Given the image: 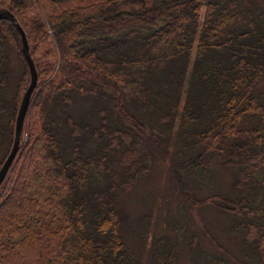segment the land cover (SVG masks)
I'll use <instances>...</instances> for the list:
<instances>
[{
	"label": "trees",
	"instance_id": "16d2710c",
	"mask_svg": "<svg viewBox=\"0 0 264 264\" xmlns=\"http://www.w3.org/2000/svg\"><path fill=\"white\" fill-rule=\"evenodd\" d=\"M2 7L34 60L40 46L51 57L35 60L38 93L0 187V264H143L145 240H130L151 216L133 222L124 196L161 156L183 217L159 224L150 264H264V0ZM23 59L16 26L0 20V169L30 82ZM222 175L228 192H196Z\"/></svg>",
	"mask_w": 264,
	"mask_h": 264
},
{
	"label": "rangeland",
	"instance_id": "374dc122",
	"mask_svg": "<svg viewBox=\"0 0 264 264\" xmlns=\"http://www.w3.org/2000/svg\"><path fill=\"white\" fill-rule=\"evenodd\" d=\"M3 3H4V0H0V9L6 8V7H4V8L2 7ZM38 12L44 16H49L52 14V8L50 6H47L44 10L39 9ZM22 24L23 23H21V26L23 27ZM23 29H24V27H23ZM27 37H28V35H27ZM47 47L48 46H40L38 48V50L35 51L34 57H35V60L37 63L38 62L40 63L45 55L51 57V54L45 53ZM30 52H31V48H30ZM33 54H34V51H33ZM32 57H33V55H32ZM13 58L18 63L17 67L14 69H18V68L23 69L24 66L20 65L21 60L19 59V56L16 54L13 56ZM23 58H24V56H23ZM23 60L26 63V71L30 75V70H29V67L27 65L25 58ZM36 62H35V64H36ZM37 72H38V69H37ZM16 77H17V75L14 77V80L16 79ZM29 85H30V82H29L27 88H25L26 90L23 92L24 94L27 91ZM260 88L264 90V81H263V83L260 84ZM37 90H38V88H36V90L32 96L31 105H32V102H34L36 100V95L38 93ZM24 94H22V95L24 96ZM23 96H22V99H23ZM21 103H22V101H21ZM29 112H30V110H29ZM28 115H29V113H28ZM28 115H27V117H28ZM35 126H36V124H35ZM27 136H28V134H24L25 139L27 138ZM176 150H177L176 147L172 146V147H169L168 150H166V153L168 151L169 157L171 159H173V156H174ZM161 159L162 160H159L156 163L154 169L149 173V176L136 188V190L132 193V195L124 196V198H125L124 203L126 205L128 212L130 213L131 220L133 222L140 220V218L143 215H145L146 213H148L149 216H151L149 222L143 228L144 230L140 233V231H137V229H136V233L131 236V240H130V241L137 243V244L142 243L143 240H145L146 251H145V253H143V256H142L143 264H150V262H149L150 256L148 254V251L150 249V245L152 244V242L156 238L155 232L161 230V227H158L159 224H161L167 220H170V219L172 221L173 220H180L179 218L183 217V215L176 212V207H175L177 203L181 204L183 202V199L181 196L178 195L177 191L175 192V190L171 188V182L169 179V173L171 171H170V168L167 167V166H169V164L167 163V160L163 159L162 156H161ZM223 177L224 176L222 175V177H219L213 184L208 183L207 186H205L201 190H197L196 192L200 195H205V196H207V195L210 196V195L215 194V193L224 194V193L228 192L230 182L227 178H223ZM191 187L195 191L193 183H191ZM201 214L203 215V217L205 215L206 219H210V215L204 214L203 209H201ZM210 214L215 219L218 218L217 213H215V211H213ZM205 217H204V219H205ZM193 222H194V220L191 221V224H193ZM137 225L141 226L138 223H137ZM135 228H136V226H135ZM217 230H219V227H217ZM154 233H155V236H154ZM218 233H220V232L218 231ZM218 233L215 230L214 236L218 237ZM221 238L222 239H219V242L225 244L226 247L229 248L232 252H234V250H237L236 240L234 238H232V235L223 236V234H221ZM203 239H204V244L206 246L209 245L210 239L207 237H204V235H203Z\"/></svg>",
	"mask_w": 264,
	"mask_h": 264
},
{
	"label": "water",
	"instance_id": "95a60500",
	"mask_svg": "<svg viewBox=\"0 0 264 264\" xmlns=\"http://www.w3.org/2000/svg\"><path fill=\"white\" fill-rule=\"evenodd\" d=\"M0 20L11 21L16 26L21 36L22 53L30 70V85L23 96L22 103L20 105V109L18 112L13 147L9 156L7 157L6 161L4 162L3 166L0 169V187H1L20 151L25 122L31 107L32 96L38 86L39 75L37 72L35 61L30 52V45L27 34L23 29V27L21 26V24L16 19L15 15L12 13L10 9H0Z\"/></svg>",
	"mask_w": 264,
	"mask_h": 264
}]
</instances>
